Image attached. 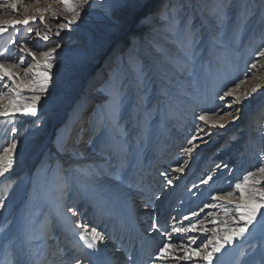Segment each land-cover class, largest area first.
<instances>
[{
  "label": "rangeland",
  "instance_id": "374dc122",
  "mask_svg": "<svg viewBox=\"0 0 264 264\" xmlns=\"http://www.w3.org/2000/svg\"><path fill=\"white\" fill-rule=\"evenodd\" d=\"M208 1L90 0L81 20L60 36L54 33L63 15L55 19L45 13L53 31L47 42L20 25L19 33L10 29L11 35H0V52L8 58L24 55L19 52L21 42L34 51L61 44L50 96L41 102L37 117H18L16 163L5 174L7 179L0 178V199L6 202L0 210V264H29L40 248L52 250L48 252L54 264H71L65 257L68 238L57 236L55 205L76 210V216L66 211V223L91 224L92 201L99 200L96 206L103 213L113 212L108 219L125 217L133 203L143 216L138 223L146 239L156 232L151 228L154 221L161 230L172 223L186 225L184 216L191 217L193 211L199 213L193 222L207 224V213L214 210L200 212L203 205L257 166L264 148V58L256 56L264 47V0ZM7 3L0 0V22L22 20L48 3L57 12L61 7L57 0H21L13 12ZM31 26L46 30L38 19ZM13 39L17 43H11ZM30 59L26 57V64ZM255 59L257 70L249 72L237 92L256 84L261 88L227 108L231 98L218 97L244 79ZM205 111L216 113L213 119L225 111L240 118L225 117L224 128H213L197 119ZM198 127L204 131L197 132ZM9 128L0 120V146L11 139ZM194 134L207 143L194 141L197 147L189 156L182 149ZM185 160L183 172L172 171ZM149 161L151 175L157 173L154 178L140 176L139 166ZM165 172L176 178L173 185L161 175ZM209 173L213 180L200 184ZM48 199L54 205L44 206ZM219 216L223 219V212ZM100 228L113 235V243L107 239L109 244H103L111 245L108 255L126 264L135 246L130 243L123 253L115 252L123 246V226L105 222ZM187 235L197 236V245L206 239L199 230ZM173 236L175 241L177 234ZM165 239L159 235L156 241ZM157 247L150 260L141 256L144 264H152ZM218 255L219 264H261L264 238L257 230Z\"/></svg>",
  "mask_w": 264,
  "mask_h": 264
},
{
  "label": "snow or ice",
  "instance_id": "6c2138e0",
  "mask_svg": "<svg viewBox=\"0 0 264 264\" xmlns=\"http://www.w3.org/2000/svg\"><path fill=\"white\" fill-rule=\"evenodd\" d=\"M35 2L39 3L40 0H35ZM57 3L61 6L59 12L53 10L51 3H48L47 7L37 8L34 14L26 15L22 20L0 22V35L5 33L11 35V32L19 33L21 29L17 25H20L27 33L34 32L35 36L47 42L50 36L53 35V31L52 27L47 24L45 13H51V16L55 19H60L61 14L63 15V22L56 26L54 33L56 36H60L62 32L81 20L86 7L91 6L90 0H57ZM20 4L21 0H8L7 7L16 12ZM128 6L134 7L136 5ZM0 7H4V5H0ZM37 19L40 24L45 25V31L42 32L31 26L37 22ZM5 23H7V26H4ZM10 42L17 43L15 39ZM18 47L19 52L24 53V55L16 58L5 57L4 53L0 52V120L10 125L7 131L11 134V139L7 140L5 145L0 146V178L4 179H7L5 174L13 169L17 159V133L19 130L16 125L18 117H37L41 102L50 96V89L55 82L53 68L56 65L57 49L61 48V44L56 42L47 50L37 49L35 51L24 42H21ZM256 56L264 58V47L259 49ZM26 57L31 58L27 64ZM258 64L259 59H255L248 64L244 79L236 82L233 87L224 90L218 97L220 100L231 98L226 101L227 108L249 99L261 88L260 84H256L250 91L243 94L237 92L240 84L248 79L249 72L257 70ZM236 111L239 112L240 109L237 108ZM214 115L217 114L209 115L205 111L201 112L197 119L206 126L224 128L225 122L223 121H225V117L231 121L240 118L234 115L233 111H225L222 115H219L218 119H213ZM34 123L36 127H39L41 122L37 119ZM203 131V128H197V132ZM198 139L207 143L203 140V137L194 134L187 140L189 146L184 147L182 152L191 156L193 150L197 147L194 141ZM187 163L188 161L185 160L184 163L179 164L172 171L183 172ZM219 167L220 165H216V168ZM161 175L165 177L168 185H173L175 177L168 178L166 172L161 173ZM212 180L213 173H209L206 178L201 179L200 184L207 185ZM193 187L199 186L193 185ZM6 188L7 185H5ZM5 207V200L0 199V210ZM204 209L214 210L207 213V217L211 218L207 220V224L205 220L199 219H195V222H193L194 218L199 216L196 211L191 213V217L184 216V220L188 221L186 225L172 223L161 230L157 222L154 221L151 224L152 229H155L160 236L166 238L158 245L152 264H156L157 261H159V264H214V261L219 264L220 255L218 254H223L228 249L234 248L238 242L254 236L257 230L264 238V148L259 152L257 166L248 170L242 175V178L230 183L229 189L218 191L215 195H212L210 202L205 203L200 212H203ZM66 211L71 213L72 216L77 215L76 210L72 207H68ZM219 212H223V219L220 218ZM74 227L81 230L78 234L79 241L83 242L81 251L83 252V249L91 251L83 252L78 257L73 256L72 264H112L111 259L99 255L101 246L108 239L103 231L83 222L75 223ZM168 227L171 231H168ZM197 230L206 238L199 245H197V236L187 235L195 233ZM173 234H177L175 241ZM193 245L196 246L193 247ZM116 251L123 252L125 250L121 247L117 248ZM93 256H95V259H93ZM126 264H136L131 255H127ZM261 264H264V260L261 261Z\"/></svg>",
  "mask_w": 264,
  "mask_h": 264
},
{
  "label": "bare ground",
  "instance_id": "6f19581e",
  "mask_svg": "<svg viewBox=\"0 0 264 264\" xmlns=\"http://www.w3.org/2000/svg\"><path fill=\"white\" fill-rule=\"evenodd\" d=\"M205 1H208V0H205ZM156 162H157V164L159 163L158 161H156ZM157 164L154 166L155 168H157V166H158ZM152 165L153 164L149 161L148 164L146 162L145 164H142L141 166H139L140 168H143V170L140 172V176L154 178V175H156L157 173H155L153 171V173L151 175V169L150 168H152ZM51 193L52 192L49 193V198H50ZM146 193H149V192L147 191ZM104 195L107 196V194H104ZM2 196L3 195L0 193V197H2ZM136 201L137 200H135L134 203H136ZM52 203H53V201L51 199H48L47 202L44 203V206H49ZM98 203H99L98 199H96L95 201H92V204L90 203L92 206L91 216L93 219L90 225L96 226L97 229L101 230V231H102V229L100 228V225L102 226L103 223H105V222L108 225H110V223L113 222V226L116 225L118 228H122V226H123V228H124L123 230L125 231V234L124 233L122 234V237H123L122 248H125L126 245H130V243H133V246H135V248H134V253L132 255V259L136 262V264H144L143 261H141V256L144 258V255L146 256L145 260H150L149 256L151 255L150 253H152V249L154 250L156 248V245L158 246L160 244L159 241H156L159 234L157 232L153 233L154 232L153 231V232H151L153 234L150 235V238H148V239H146L140 235L142 228H140L138 220L143 218V216L137 215L138 210H136L135 205L132 203V209L129 211V214H127L125 217L124 216L118 217V219L120 221V223H119L118 219H115V218L108 219V217H110L111 215L114 216L113 212H108L105 210L106 213H103V210L100 211L98 209V207L96 206V204H98ZM53 205H54V203H53ZM139 208H141V207H139ZM100 209H101V207H100ZM64 210L65 209H63V208L59 209V207L55 205L54 212L56 213L55 216L58 220L57 228L59 229V235H57V236H63V235L67 236V238H68L67 240H68V243L70 244V247H69L68 253L65 254V257L68 256L67 261H71V264H72V257L73 256L78 257V256L82 255L83 252H88L91 250L83 249V252L81 251L83 242L79 241V239H78V234L80 233L81 230L77 229L73 226L74 224L70 222L72 220H70V221L67 220V223H66V221H65L66 218H64L66 211H64ZM133 219L137 223L135 221H133ZM62 224L66 227H64ZM145 226H146V224H145ZM135 227H138V228L135 229ZM143 234H144V231H143ZM106 235L108 236V241L113 243V238H112L113 235L109 234V233H106ZM71 236L73 237V242L71 240ZM105 244L108 245L109 243L106 242ZM240 244H242V243H240ZM36 245L39 246L38 244H36ZM104 246L105 245L101 246L102 252L99 253V255L102 257L111 259L112 264H118L116 262V260L112 259L113 258L112 255H108V253H107L108 248L111 245H109V247H106V246L104 247ZM48 251L50 252L52 250H49L48 248H40V252H41L40 255L37 256L36 258H31L29 264H46L47 262H49V260H50L49 264H54L55 259L50 258ZM115 252H117V254L123 253V252H118V251H115ZM236 252L237 251L233 252V254H234V255H232L233 257H235ZM32 253H35V252H31V254ZM93 259H95V256H93ZM10 264H22V262L21 261H15V262H12Z\"/></svg>",
  "mask_w": 264,
  "mask_h": 264
}]
</instances>
